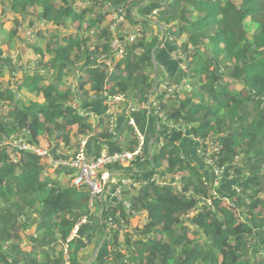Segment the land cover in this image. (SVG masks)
Segmentation results:
<instances>
[{"label": "trees", "instance_id": "16d2710c", "mask_svg": "<svg viewBox=\"0 0 264 264\" xmlns=\"http://www.w3.org/2000/svg\"><path fill=\"white\" fill-rule=\"evenodd\" d=\"M77 1L82 0H0V13L10 11L15 17L10 37L16 36L24 22L31 27L32 20L65 29L61 38L52 35L46 44V61L44 52L33 47L40 54L38 68L26 86L42 95V103L15 99L14 92L0 81V264H80L79 252L85 243L77 236L68 238L79 220L91 215L87 190L62 185L61 175L70 177L72 168L53 169L46 157L32 150L18 151L3 140L25 135L27 141L39 145V138L53 139L52 145L64 153L79 148L83 138L92 135V157L99 156L104 148L109 154L133 151L137 137L127 124L112 136L109 112L91 120L85 111L104 95L123 94L147 105L154 79L151 54L161 35L152 21L161 24L164 41L172 43L173 50L182 55L184 67L179 66L174 79H167L182 84V88L175 99L164 98L159 89L150 97L151 116L164 129L158 137L159 146L150 151L143 168L147 177L138 187L129 184L122 188L130 208L120 202L104 205V228L108 227L109 217L117 225L111 243L114 261L264 264V231L260 230L264 229V0H168L162 6L152 3L154 9L159 8L152 21L137 20L131 11L144 0H93L122 8L125 19L140 27V36L125 44L121 50L124 59L118 63L114 56L119 50L110 49L114 35L107 16L111 12L77 7ZM38 35L41 37L40 31ZM125 36L119 35L122 40ZM97 56L110 58L113 68L95 65ZM77 68L84 74L74 84L70 75ZM39 70L50 73L46 85L39 86L43 80ZM155 99L164 120L179 123L181 129L165 130L163 119H156L154 114ZM115 110L123 114L120 105ZM57 131L59 134L54 136ZM187 137L196 147L199 142L203 145L201 155L195 147L200 165L182 148ZM207 140L217 148L209 153L212 166L234 171L237 179L228 182L237 184L238 198L244 205H239L237 197L232 206L220 200L219 195L234 197V190L214 195L201 168L205 165L213 172L203 158L208 153ZM141 160L137 159L132 167L111 165L108 170L134 174L131 170ZM49 169L53 170L51 174ZM156 173L170 176V180L157 184L151 179ZM138 213H144L145 219L124 234L122 252L118 247L122 225H129ZM241 214L253 223L261 219L262 226L243 221ZM32 224V250L25 252L18 246L20 231ZM224 242L229 243L228 252L220 253ZM97 264L109 261L104 258Z\"/></svg>", "mask_w": 264, "mask_h": 264}, {"label": "crops", "instance_id": "0c3cea01", "mask_svg": "<svg viewBox=\"0 0 264 264\" xmlns=\"http://www.w3.org/2000/svg\"><path fill=\"white\" fill-rule=\"evenodd\" d=\"M161 1V0H159ZM162 2V1H161ZM150 3V2H148ZM108 2H105L103 4L104 8H106L105 10H110L109 6H108ZM154 9V6L152 3H150V6H143L142 8H139L136 13L133 11V15L137 18V20H141L142 18H151V12ZM0 11H1V7H0ZM109 20V19H108ZM29 20H27L28 22ZM34 22H36V20H34ZM40 24H44L42 21ZM46 24V23H45ZM1 25V22H0ZM9 31L12 29V25L9 24ZM48 25V24H46ZM2 26V25H1ZM0 26V27H1ZM33 26L36 27V29L38 30V26L36 24L33 23V25L31 27H27L26 23L24 22L21 27H19L17 29V34L16 36H14L13 38L10 36H5V40H3V42L5 44L8 45V47L10 48V46H12L13 44V40L17 37L20 36V33L23 32V30H27L29 28H32ZM5 27V26H4ZM118 36L125 34L128 35L129 33L134 32V30L137 28V26L132 25L127 19H125L124 17V21L121 22L120 26H118ZM1 30V28H0ZM36 30V31H37ZM50 29L48 30L49 33ZM23 35H21V37L19 39H21L20 41V47L17 53V64H11L9 59H5L4 61V65H3V74L0 77V81L2 82L3 79H5V77H10V80H13L14 82H6L7 84H4V87L7 85H10L11 88H13V92L15 94V99H21V100H25L27 102L29 101H36L38 103H42L44 101L42 95L39 93H37L36 90H30L27 86H26V82L28 79H30L31 76H33L34 73L37 72L36 68L37 67V60L40 56V54H36L34 51L33 47L39 48L40 50H42L44 52V56L48 55L45 51V46L43 47V45L41 44V40H40V36L36 35V38H34L32 41H29L26 37V33L23 32ZM36 34V32H35ZM8 35V34H7ZM161 36V35H160ZM48 38H50L52 36H48ZM13 39V40H12ZM160 39V38H159ZM38 40V41H37ZM5 46V45H4ZM27 48L33 51L34 55L36 56V60H32L31 54L28 52L27 55L25 54L23 57L21 55V49L22 48ZM174 47L172 45V43H170L168 40L162 42L161 46L157 47L155 50V59L156 62L158 64V69L160 71V75H159V80L162 79H170L172 80V78H175V74L177 69L180 66V61L179 59L173 57L172 53L175 51L173 50ZM24 50V49H23ZM1 51V50H0ZM15 53V52H14ZM43 56V57H44ZM125 56V52L123 51H119L117 55L114 56V62L118 63L121 60L124 59ZM49 58V56L44 57L43 60L46 61ZM45 67L47 66V63H45L44 65ZM45 73L42 74L43 75V80L41 81V83H39L40 85H46L47 84V80L48 77L50 76V73L47 70H39V73ZM75 72H78V75L84 74L83 71H81L80 69H75ZM41 75V74H40ZM45 75V76H44ZM5 76V77H4ZM72 75H70L71 77ZM160 77H162L160 79ZM45 80V81H44ZM176 80V79H175ZM3 83V82H2ZM190 90V89H189ZM128 99H130V96H126ZM123 104H125L123 102ZM123 104H120V110L123 112ZM119 106L113 107V109H117ZM108 106L106 104V101L103 100H99L94 102L89 109H87L89 115H90V119H96L97 118V114L103 113V112H109L108 110ZM116 112L118 110H115ZM133 119L137 125L138 131L140 132V135L143 136L144 140L147 143V147L148 149V153L146 155V157H143L142 160L140 161L139 164L136 165V167L134 168V170H131V173L134 172V174H130L128 175L127 173H124V170H119V171H111L114 172L113 173V178L117 181H122L125 178H136L139 183L142 182L143 179H145L147 177V173L146 171H144V167L146 164V160L148 159L149 153L150 151L153 150V147L155 149L156 148V143L160 142L159 140V135L161 134L160 131L161 129H164L163 127H161L159 124H157V122L155 121V119L151 116V113L148 111V109H142L139 112H136L133 114ZM126 117L123 114H118L116 117V133H120L124 126L126 125ZM159 130V131H158ZM92 135H88L87 137L83 138L82 141H84V146H83V152L85 154H87L88 156L92 157L91 155L94 153L92 150L93 148V144L91 141ZM39 140H42L41 138H39ZM53 141V140H51ZM151 144V147H149V145ZM160 144V143H159ZM195 143L191 140V138L187 137L184 138L183 144H182V148L185 152V154L190 155L192 159H194L199 165H200V161L201 160L197 154L195 153ZM53 155H56V152L59 151L57 150L53 145L52 148L50 149ZM67 152H60L59 151V155H66ZM202 170L204 171V176L206 179L209 180L210 184H214L215 182V175L213 172L208 171V169L206 168L205 165L201 166ZM63 174L60 177V182L62 183V185L64 184V182H66V178L64 179ZM64 180V181H63ZM221 183V180L219 181V184ZM218 184V185H219ZM220 189L219 187L217 188V191L221 192V191H227V192H232L233 188H232V184L230 182H228V180H224L221 184H220ZM113 185L109 184L104 192V195L102 196V200H103V204L105 205H109V204H113V202H117L116 198H113L110 196V194L108 193V191L113 189ZM238 198V197H237ZM124 201H127L126 199L123 198ZM239 200V205L242 206L244 205V201H242L243 199L238 198ZM118 203V202H117ZM100 209H101V197L98 200V202L92 207L91 210V215L88 218H81L79 220V222L77 223V225L73 228L70 236L68 239H71L74 236H77L78 238L82 239L83 242L85 243V248H83L80 252H79V260H80V264H87L89 262H91V264H97L98 262H100L102 259L106 258L107 261H109V264H120L117 261H114V255L111 252L112 249V237H113V232L114 230L110 227H107L108 231V237L103 241L104 238V233L103 230H99L98 227H100V219H99V214H100ZM98 218V219H97ZM115 229V228H114ZM125 231V230H124ZM127 232V231H126ZM21 234V241L19 242L18 246L20 247V249L22 251L25 252H30L32 250V245L33 242L31 240V236H35V224L29 225L25 230L20 231ZM124 244L121 243L120 239H119V244L118 247L119 249L124 252L125 250V246H123ZM16 250V249H14Z\"/></svg>", "mask_w": 264, "mask_h": 264}, {"label": "built area", "instance_id": "2783aa9c", "mask_svg": "<svg viewBox=\"0 0 264 264\" xmlns=\"http://www.w3.org/2000/svg\"><path fill=\"white\" fill-rule=\"evenodd\" d=\"M159 8H155L152 10L151 15L155 16L158 12ZM112 16V24L110 25V31L113 33V29L117 31V27L123 21V15H113ZM35 30L29 28L25 31L26 37L29 41H32L35 37ZM140 36V27H137L134 32L129 33L126 35L123 40L117 35L115 39L113 38L112 42H110V49H117L121 51L125 44L133 42L137 37ZM173 57L179 59L180 66L184 67L181 58L182 55L179 54L176 50L172 53ZM12 61L14 64H17V56ZM5 58L4 55L0 51V66L3 65ZM95 64H104L107 70H111L113 68V62L110 58L105 56H97L95 59ZM182 88V84H172L167 79H162L160 85H158V89L160 92L164 93V98L166 99H175L180 94V90ZM106 104L109 110V132L112 136L116 135V117L117 112L113 109V107L119 106L120 103L124 102L123 104V112L126 117L127 125L133 130L137 137V145L134 147L133 151H123L118 153L109 154L106 149L104 148L103 151L97 157H87L83 152L84 141H81L78 150H69L67 151L66 155H60L58 158H54L51 150L47 147H43L41 145H35L25 138V135H21L18 137L10 136L7 139L3 140V143L9 140L11 147L19 150H32L35 151L38 155L42 157H46L48 164L51 168H56L57 166H64L70 167L74 170V172L70 175L68 180V186L70 188L78 189H85L89 195V208H92L100 199V195L104 190L105 184H111L113 189L108 191L111 197L116 198L117 202L122 203L126 209L130 208V204L128 201L123 200L122 196V188L124 185H132L133 187H138L140 185L138 180L132 178H125L122 181H117L111 175V172L108 170V166L117 165L120 167H132L134 166L135 162L139 158L146 157L148 153L147 143L144 140L143 136L140 135L138 131L137 125L133 119V114L139 112L142 109H148V106L144 104H139L135 99H128L123 94H118L115 96H106L104 95ZM154 114L157 116L156 119L162 118L164 122L165 130L167 129H181L180 124L174 121H165L162 113L159 111V102L158 100H154L153 102ZM152 112V109H151ZM80 115H85L83 110H79ZM182 130H186L182 128ZM199 142V141H198ZM160 143V142H159ZM208 146V153L203 157L205 163L212 168L214 175H215V182L214 184H219V181L222 177L226 176L228 179H234L237 177L235 176L234 172L230 168H218L212 166L213 163L209 157V153L212 151H216L217 148L212 144L210 140L205 142ZM76 151V152H75ZM196 152L201 155L203 154V145L201 142L198 143L196 147ZM59 152H56V155ZM111 175V176H110ZM152 180H154L157 184H164L166 181L170 180V176H161L159 173L153 174L151 176ZM178 177V176H175ZM107 187V186H106ZM232 188L235 192V196L231 197L230 200L232 203L236 202V197L239 194V188L237 184H232ZM106 190V188H105ZM104 190V192H105ZM214 193V192H213ZM104 195V193H103ZM217 195V193H214ZM210 204V201H208ZM107 226L114 229L116 228V223L113 221L111 217L107 220Z\"/></svg>", "mask_w": 264, "mask_h": 264}, {"label": "rangeland", "instance_id": "374dc122", "mask_svg": "<svg viewBox=\"0 0 264 264\" xmlns=\"http://www.w3.org/2000/svg\"><path fill=\"white\" fill-rule=\"evenodd\" d=\"M77 7H91V8H96L97 10H105V8H104V6L103 5H100L99 3H95L93 0H82V1H77ZM147 5H149L150 6V3H146L145 4V6H147ZM110 8V7H109ZM139 8H136V9H134L133 10V8H131V11L133 10L135 13H136V11L138 10ZM109 12H111V14L113 13V15L115 14V15H118V16H120V14L121 15H123V21H124V12H123V10H122V8H120V9H117V6H114L113 8H110V10H109ZM90 15H91V13H90ZM108 18H107V20L109 19V21H111V19H112V16L111 15H109V16H107ZM14 15H12V13L9 11V12H6V13H0V22H1V30H0V50H1V53L4 55V58L5 59H9V61H10V63L13 65L14 63L12 62V61H14V59H13V57L15 58L16 56H17V53H18V50H19V47H20V41H21V39H19L20 37H21V35H23L22 33L23 32H25V30H23V32H21L20 33V36L19 37H17V38H15L14 40H13V44H12V46H10V48L8 47V45L7 44H5L4 42H3V40H5V36H10L9 35V24H13V20H14ZM122 21V22H123ZM32 22L34 23V24H36L37 26H38V30L36 29V27L35 26H33L31 29H33V30H37L36 31V34H35V37H36V35H38V32L40 31L41 32V37H40V40H41V44L43 45V47L44 46H46V44L48 43V42H51L50 41V38H48L47 37V35L48 36H54V35H56L57 36V38L59 39V38H61L62 37V35L64 34V28H58V27H56V26H54V25H50V24H48V25H46L45 24V22H43L44 24H40L41 22H39V21H36V22H34V20H32ZM63 22L64 23H69V20L68 19H63ZM110 24V22H106V24ZM5 26V27H4ZM13 26H14V24H13ZM118 28L119 27H117L116 29L118 30ZM50 29V31H49V33H48V30ZM68 29V28H67ZM120 29V28H119ZM71 29L69 28L68 29V31H70ZM67 31V32H68ZM154 31H155V29H154ZM8 34V35H7ZM84 35H86L87 33H83ZM113 35H114V39H115V37H117V35H118V33H117V31L115 30V29H113ZM13 38V37H12ZM3 39V40H2ZM38 41V40H37ZM131 43V42H130ZM5 45V46H4ZM90 45V47H91V45L92 44H89ZM92 49V48H91ZM15 52V53H14ZM48 57V55H45L44 57ZM18 58V57H17ZM96 65H98V64H96ZM40 74H45V73H41L40 72ZM79 73L78 72H74V74H72V76H71V78H70V81H72V82H74V84H76V78H78V75ZM45 76V75H44ZM5 77V76H4ZM68 78V79H69ZM45 81V80H44ZM3 87H4V84L6 85L7 83L6 82H14L13 80H10V77H5V79H3ZM48 82V81H47ZM15 83V82H14ZM5 87H7L9 90H11L12 92H13V88H11V86L10 85H7V86H5ZM73 89H74V86H73ZM104 99H105V97L102 99L103 101H104ZM147 102V101H146ZM89 117H90V115H89ZM59 134V131H57V132H55V134H54V136H57ZM46 139V138H45ZM53 140V139H52ZM9 143V140L8 141H6L5 142V144H8ZM52 144H53V141H48L47 139L46 140H44V139H42V140H40L39 141V145H41V146H43V147H47L48 149H51L52 148ZM8 145H10V144H8ZM156 148L159 146L158 145V143H156ZM154 148V147H153ZM74 150H78V148H73ZM155 149V148H154ZM52 152V151H51ZM76 152V151H75ZM233 171V170H232ZM53 172V170L52 169H49L48 170V173L49 174H51ZM234 172V171H233ZM235 174V173H234ZM65 180H66V182H64V186H68V179L70 178V177H63ZM177 178V177H176ZM224 180H229V181H231L230 179H228L226 176H224V177H222L221 178V183L224 181ZM64 181V180H63ZM220 183V184H221ZM218 185V184H210L211 185V189H212V191L214 192V193H217L218 195L219 194H221V193H219V191H217V188L219 187V189H220V186L221 185ZM178 187V186H177ZM238 187V186H237ZM220 196V200L222 201V202H224V204H227V205H230V206H232L234 203H232L231 202V200H230V197L229 196H227V195H219ZM241 210H243V209H241ZM193 213L194 212H192L191 214H190V216H192L193 215ZM263 215V214H262ZM241 216H242V214H241ZM144 219H145V214L144 213H138V214H136L131 220H130V223H129V225H122L123 227H124V229H123V231L122 232H120V241H121V243L123 244V239H124V234L126 233V231H127V233L128 232H131V228H134L135 226H138L139 224H142V222L144 221ZM242 219H243V221H249L250 219L247 217V218H244L243 216H242ZM250 222L254 225V226H259V227H261L262 225V220L261 219H258V222L256 221V223H253L252 222V220H250ZM117 226V225H116ZM125 230V231H124ZM260 230L263 232L264 231V229H262V227L260 228ZM228 242H224L223 244H222V248H221V251H220V253H226V252H228ZM124 246V245H123ZM3 248L5 249V247L3 246ZM260 255H262V254H260Z\"/></svg>", "mask_w": 264, "mask_h": 264}, {"label": "water", "instance_id": "95a60500", "mask_svg": "<svg viewBox=\"0 0 264 264\" xmlns=\"http://www.w3.org/2000/svg\"><path fill=\"white\" fill-rule=\"evenodd\" d=\"M168 0H164L163 2L159 1V0H144L142 1L141 3H139L138 5L134 6L133 7V10L136 9V8H140L142 6H144L147 2H150V3H153L155 5H165L166 2ZM132 10V11H133ZM141 21H152L151 19L149 18H142ZM154 23H156L158 25V27L160 28V32H161V36H160V39L157 41L156 45L154 46V48L152 49V54H151V60H152V63H153V74H154V79H153V89L152 91L150 92V94L148 95L147 97V106H148V110L149 112H151V106H150V97L151 95H153L157 90H158V83H159V69H158V64L156 62V59H155V49L157 47H159L163 40H164V31H163V27L161 26V24H158L157 22L155 21H152ZM24 49V50H23ZM30 53L31 54V57H32V60H36V56L34 55L33 51L30 50V49H27V48H22L21 49V55L22 57L27 53ZM159 131V130H158ZM151 144L149 145V147H151ZM150 162L152 163V157L150 156ZM153 166V165H152ZM153 167H151L150 170H152ZM114 172L111 173V175H113ZM110 175V176H111ZM107 184H105V187H104V190L106 188ZM104 190L103 192L101 193L100 197H101V209H100V214H99V219H100V228L103 230V233H104V238H103V241L108 237V231L105 230L104 226H103V220H102V212H103V209H104V204H103V200H102V196H103V193H104ZM87 264H91V262L87 263Z\"/></svg>", "mask_w": 264, "mask_h": 264}, {"label": "clouds", "instance_id": "9594fccd", "mask_svg": "<svg viewBox=\"0 0 264 264\" xmlns=\"http://www.w3.org/2000/svg\"><path fill=\"white\" fill-rule=\"evenodd\" d=\"M151 17H152V15H151ZM96 65V64H95Z\"/></svg>", "mask_w": 264, "mask_h": 264}]
</instances>
